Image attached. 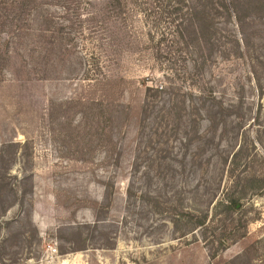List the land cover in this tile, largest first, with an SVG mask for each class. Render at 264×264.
I'll list each match as a JSON object with an SVG mask.
<instances>
[{
  "label": "rangeland",
  "instance_id": "1",
  "mask_svg": "<svg viewBox=\"0 0 264 264\" xmlns=\"http://www.w3.org/2000/svg\"><path fill=\"white\" fill-rule=\"evenodd\" d=\"M0 264H264V0H0Z\"/></svg>",
  "mask_w": 264,
  "mask_h": 264
},
{
  "label": "trees",
  "instance_id": "2",
  "mask_svg": "<svg viewBox=\"0 0 264 264\" xmlns=\"http://www.w3.org/2000/svg\"><path fill=\"white\" fill-rule=\"evenodd\" d=\"M240 201V199L239 198H237V199H232V200H230V202H229V204L227 205V207H229L230 209H236L235 207V204L236 203H238ZM219 204L218 205H221V201L220 202H218ZM204 224V221L203 220H201V219H199L198 220V222H196L195 223V226L196 225H203ZM191 231V230H190ZM192 232V231H191ZM187 232H185V234H186ZM222 243V242H221ZM224 243V242H223Z\"/></svg>",
  "mask_w": 264,
  "mask_h": 264
}]
</instances>
